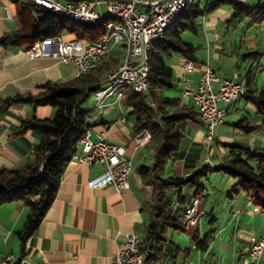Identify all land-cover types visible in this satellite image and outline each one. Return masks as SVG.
<instances>
[{
  "label": "trees",
  "instance_id": "trees-1",
  "mask_svg": "<svg viewBox=\"0 0 264 264\" xmlns=\"http://www.w3.org/2000/svg\"><path fill=\"white\" fill-rule=\"evenodd\" d=\"M10 1L15 4L21 28L2 35L0 44H17L26 49L35 40L60 32H65L70 38L96 41L106 30L104 24H82L34 5L31 0ZM222 5L229 7V17L224 21L227 27L238 23L246 27L264 23V0H256L253 4L242 0H209L203 4L200 0H188L164 36L147 52L148 87L145 92L134 91L130 87L123 89L122 106L131 118L135 132L148 130L150 133L144 146L152 154V163L137 167L143 181L152 188L151 197L144 205L149 219L145 225V235L139 240L144 252L142 264H178L180 247L167 233L168 230L183 231L184 227L179 222L183 217L173 215L169 197H175L181 205H185L186 192L202 200L206 198V187L201 183V178L208 174L209 166L206 163H196L193 158H188L185 160L186 166L194 169L189 171L187 177L175 173L164 174L166 163H173L183 156L181 146L184 133L180 122L201 123L193 104L180 105L176 79L167 58L180 55L195 65L198 47L185 41L182 34L186 30L196 33L203 15ZM262 54L264 52L258 50H246L240 54V59L255 62ZM117 63L119 57L111 54L78 76L64 81H47L40 86L37 94L7 100L6 104L29 102L34 106L48 104L54 108L52 118L32 117L22 123V131L31 130L38 137L31 159L19 168L0 170V204L20 199L28 208L24 224L17 232L22 251L54 199L65 164L72 158L78 140L89 127L87 110L82 105L99 88L105 73ZM251 67L244 74L246 90L241 98L253 104L258 124L264 125V83L258 88L253 87ZM235 123L246 133L258 126L251 125L244 114ZM227 148V156L217 164V168L233 179L229 196L243 194L264 214V146L250 147L231 142ZM213 220L214 217L209 216L208 222ZM190 241L196 249L205 251L210 236L208 231L200 236L196 230ZM166 244H170L172 249L165 248Z\"/></svg>",
  "mask_w": 264,
  "mask_h": 264
},
{
  "label": "crops",
  "instance_id": "crops-1",
  "mask_svg": "<svg viewBox=\"0 0 264 264\" xmlns=\"http://www.w3.org/2000/svg\"><path fill=\"white\" fill-rule=\"evenodd\" d=\"M149 3V0L139 1L138 6L144 9ZM228 17V12L215 9L206 14L202 25L199 26L198 31L202 30L206 36L207 55H210V52L213 56L221 55L223 51L221 49L224 47L223 44H219L221 35L219 30H224V21ZM20 28L21 22L16 14L15 4L10 0H0V37ZM63 34L65 38H70ZM236 48L238 49L237 46ZM246 50L248 49L233 50L237 67L236 59L238 57L240 59V54ZM120 51L113 48V54L119 59L123 55ZM181 57L176 55L174 64L168 61L167 63L171 66L176 79V94L180 101H189L192 104L190 97L181 95V76L184 73L178 70V66L182 67ZM196 57L197 62L193 70L188 72H194L195 68L198 70L197 78L189 77L193 86L200 75L203 63H209L207 58H199L197 53ZM75 70L73 63H63L54 57L30 58L22 46L0 44V170L19 168L32 157L31 152L38 142V137L31 130L22 131L23 121L32 117L54 116V108L48 104L37 106L29 102L6 104L7 100L20 95L37 94L43 83L70 79L74 77ZM177 82L181 83L180 87ZM86 103L92 109L91 113L88 108L86 109L88 116L86 120L92 129L91 138L103 133L108 141L124 145L125 155L132 163V170L128 175L129 186L123 191H118L108 184L89 187L88 181H99L104 176L103 165L72 157L63 168L54 199L26 241L23 251L17 232L24 224L28 208L20 199L0 204V256L12 254L14 264H110L111 255L117 246L126 240L129 233H135L139 240L145 235V225L149 217L144 205L151 197L152 188L143 181L137 167L140 164L150 165L152 154L144 145L136 144L134 140L136 132L126 111V120L119 118V105L114 94L104 99L103 108L95 106L91 97ZM184 126L181 146L183 156L173 163H166L165 175L172 173L182 175L185 172L189 174L194 168L186 166L185 160L193 158L197 163L203 153L205 154L200 147L204 140L200 125L187 121ZM221 139L227 143L230 137L222 135ZM210 151L212 154V148ZM232 184L233 181H230L231 186ZM231 186L227 191V202H232V206L224 213L225 221L218 228L216 235L222 236L224 230L231 225L228 235L231 241L229 254L225 256L221 254L229 245L224 239L219 242L220 251L215 252L212 243L207 250L201 251L190 241L191 235L188 236L189 243L183 245L181 237L175 236L177 231L168 230L167 234L173 237L181 250L177 256L178 264H204L200 260L207 256L211 257L210 264H239L244 255L242 254L244 238L250 233L255 236L264 233L262 213L243 194H234V198L229 196ZM206 195L208 197L207 193ZM209 214L214 220L208 222L207 217V222L214 225L217 216L212 215L211 211ZM236 237L240 240H235ZM168 246L172 248L170 244ZM191 249L194 253L190 256ZM261 264H264V259L261 260Z\"/></svg>",
  "mask_w": 264,
  "mask_h": 264
},
{
  "label": "built area",
  "instance_id": "built-area-1",
  "mask_svg": "<svg viewBox=\"0 0 264 264\" xmlns=\"http://www.w3.org/2000/svg\"><path fill=\"white\" fill-rule=\"evenodd\" d=\"M139 1L143 0H37V3L43 8L55 7L72 11L90 20L107 12H122L132 25L133 49H131L130 63L121 67L117 73H124L130 79H134L141 92H145L144 79L148 76H144L142 67L143 48L145 44H149V38L155 35L159 26L167 21L173 12H176L181 0H149L150 3L144 9L139 8ZM102 4L104 10L100 9ZM115 29L120 28L109 25L96 41L75 37L65 38L63 33H58L35 40L25 49V52L30 58L54 57L63 63H73L76 67L75 72H86L90 69V65H98L99 57L106 56L111 46L119 45L114 37ZM180 63L184 68L181 76V95L190 97L198 112L204 139L210 141L214 137L216 126L224 122L227 103L237 102L245 94L243 90L245 78H241L237 72H233L229 77H221L209 64H204L193 86L187 75L194 68L193 62L181 57ZM120 92H123V88L119 86H116L113 92L94 91L93 104L103 108L106 97L120 94ZM118 105L119 118L124 121L126 115L121 99ZM91 133L92 129L88 127V132L83 133L78 140L77 149L72 156L79 160L99 162L103 165L104 176L99 181H88L87 185L94 187L108 184L118 191L127 189L129 182H124V175L130 173L132 163L125 155L124 145L108 141L103 133L91 138ZM144 138H147V135L143 132H136L134 135L137 145H141ZM193 205H196L194 201L187 203V212ZM195 222L196 220L186 221V224L193 225ZM143 255L138 236L131 232L111 255L110 264H142ZM262 256H264V233L260 236L250 235L246 255L240 264H258ZM0 264H14V256L12 254L0 256Z\"/></svg>",
  "mask_w": 264,
  "mask_h": 264
},
{
  "label": "rangeland",
  "instance_id": "rangeland-1",
  "mask_svg": "<svg viewBox=\"0 0 264 264\" xmlns=\"http://www.w3.org/2000/svg\"><path fill=\"white\" fill-rule=\"evenodd\" d=\"M205 1H209V0H200V3L203 4L205 3ZM246 2L248 4H253L256 2V0H247ZM100 9L104 10L103 4L100 5ZM217 9H221L229 13V7L226 5H222ZM205 16L206 14L203 15V17L200 19L201 22L200 26L202 25ZM219 32L221 33L219 44H223L224 47L223 49H221L223 51H221L220 56H213L211 52L210 55H207L206 52L207 41H206L205 33L202 30H199L197 33H193L191 31L186 30L183 32L182 37L185 41L192 42L195 46H199L196 52L197 56H199V58L202 59L207 58L212 68L221 77H229L233 72H237L239 73V76L245 78L244 74L246 70L250 68V66L252 65L251 71H252V78L254 79L253 87L254 88L260 87L262 83H264V54H262L255 62H248V61L245 62L240 60L238 57L236 59V62L238 63V67H237L235 65V61L233 58V50L238 51L239 49L242 50L246 48L248 50H258L264 52V23L253 25L251 27H246L243 23H238L234 26L232 25L228 27L225 26L224 30L223 29L219 30ZM236 46L238 47V49L236 48ZM113 48L119 51L121 50L120 52H123V49H121L120 45H115ZM113 53L114 52L112 51L111 54ZM175 59H176V55H172L167 58V61L168 63L174 64ZM209 63L206 62L203 63V65ZM196 69L197 68H195V71L192 73H187V75H190L189 77L192 78H197L198 70ZM178 70L180 73H183L184 72L183 66L182 67L178 66ZM177 83L178 86L180 87L181 83L180 82ZM90 97L92 98V95ZM179 103L180 105L181 104L191 105L189 101L188 102L180 101ZM82 107L86 109L88 108L87 110L89 111V113H91L92 109L90 108L89 104L85 103L82 105ZM242 114L247 116L249 123L251 125L258 124L259 121L254 114L253 104L246 103L244 99L240 98L237 102H233L231 104V106L227 110V113L224 115V122L216 126L214 130V137L210 141H205L204 139L200 145L201 150L205 151V154L207 155L204 156L205 154L203 153L202 157L198 159L197 163L199 162L206 163L209 166L207 171L208 176H204L201 178V183L205 184L206 193L208 194L209 199L207 195L206 198L202 200L198 197L192 196L191 192H186L185 204L190 203L191 201H194L196 203L195 215L192 218L193 221L196 220V222L193 225L190 224L187 225L185 218H180L179 222L183 225L184 230L177 231L178 234L176 233L175 236L178 235L181 237V240L183 241L182 243L183 245L189 243L188 236L191 235L192 237L193 234L196 232V230L197 233L201 235H203L206 231H208V234L210 236L209 245L212 243L211 246L213 247L215 252L218 250L220 251L219 242L222 239H224L225 242H228L229 245L226 250L224 249L223 252H221V254L224 256L228 255L229 254L228 252L231 250V241L229 240V236H228L231 230V225L224 230L222 236L216 237V235L218 228L225 221L223 220L225 219L224 213L228 211L229 208H231L232 206V202L230 203L229 201L227 202V196H228L227 191L228 188L231 186L230 181H233V179L229 175H227L223 170L217 168V164L222 159L226 158L228 152L227 145L231 142H237L239 144L240 143L249 144L252 147L264 146V125L258 124V126L253 131H251L250 133H246L235 123ZM185 122H187V120H182V122H180V126L183 127ZM222 135L230 137L231 140L229 139V141L225 143L226 141L221 139ZM141 145L144 144L142 143ZM211 148H212V154L209 153L211 152L210 151ZM182 175L187 177L189 174L185 172ZM232 197L234 198L235 195L232 194ZM169 200H171V203L173 205V212H172L173 215L175 216L182 215L183 212L181 209L184 205L177 203L176 198L173 196L169 197ZM204 207H206V209ZM209 211H211L212 215L217 216V221L214 223V225H211L207 222V217H209L210 215ZM261 217H264V214H262ZM233 223L234 220L232 224ZM250 235H255V234L250 233L249 236ZM249 236H247V238H244L243 240L244 251L241 252L244 255L241 260H243L246 255V246ZM235 240H240V238L236 237ZM165 248L172 249L167 244L165 245ZM193 253L194 251L193 249H191L190 256L193 255ZM262 259H264V256H262L259 259L258 264H261ZM210 260L211 257L207 256L204 260L201 259L200 262H203L204 264H210Z\"/></svg>",
  "mask_w": 264,
  "mask_h": 264
},
{
  "label": "bare ground",
  "instance_id": "bare-ground-1",
  "mask_svg": "<svg viewBox=\"0 0 264 264\" xmlns=\"http://www.w3.org/2000/svg\"><path fill=\"white\" fill-rule=\"evenodd\" d=\"M34 5H39L37 3V0H31ZM190 1V0H189ZM188 4V0H181L180 4L178 5V9L176 12H173L171 14V17L167 19V21H164L161 26L156 30L155 35L151 38H149V44H145L143 51H142V67L144 68V76H148V61H147V52L149 48L158 40H160L164 34L166 29L175 21V18L177 14ZM47 10H50L51 12L59 15H64L72 20H75L77 22H80L82 24H89V25H98V24H104L105 29L108 28L109 25H116V27H119L120 29L114 30V37L116 42L121 46V49H123V55L121 56V59L119 63L113 67L112 69L108 70L105 73V78L100 84L99 88L96 90L98 92H113L116 89V86H119L120 88L130 87L134 91L140 92L139 86L136 84L134 79H130L128 75L124 73H117L120 71L121 67L127 66L130 63L131 60V49H133V38H132V25L130 22L126 20L124 17V14L122 12H107L104 14H101L100 16L94 17L90 19H86L85 16H81L78 13H74L72 11H67L65 9L55 8V7H44ZM65 33V32H60ZM113 47L111 46L108 49V54L106 56L99 57V63L109 57V55L113 51ZM97 65H90V69L95 67ZM212 68V67H211ZM84 72H75L74 76H78L79 74ZM114 74V75H113ZM113 75V76H111ZM108 76H111L107 79ZM242 78V77H241ZM148 87V77H145L144 79V88L146 89ZM243 90H246V83L245 80H243ZM125 93V92H124ZM115 95V101L120 104V99L122 100L124 97L123 92H120V94H114ZM233 102L227 103V110L231 106ZM88 128L85 129L83 133H87ZM138 132L146 133L147 138H144L143 142L141 144H145L147 140L150 138V133L147 130H141ZM83 136V134H82ZM81 136V137H82ZM80 137V138H81ZM128 175H124V182H128ZM182 210V217L186 218V221H193V216L195 215V205L192 206L187 212V204L183 206Z\"/></svg>",
  "mask_w": 264,
  "mask_h": 264
}]
</instances>
